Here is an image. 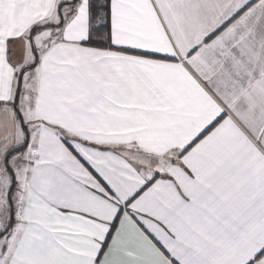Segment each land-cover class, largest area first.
<instances>
[{
    "label": "snow or ice",
    "instance_id": "snow-or-ice-1",
    "mask_svg": "<svg viewBox=\"0 0 264 264\" xmlns=\"http://www.w3.org/2000/svg\"><path fill=\"white\" fill-rule=\"evenodd\" d=\"M0 264H264V0H0Z\"/></svg>",
    "mask_w": 264,
    "mask_h": 264
}]
</instances>
